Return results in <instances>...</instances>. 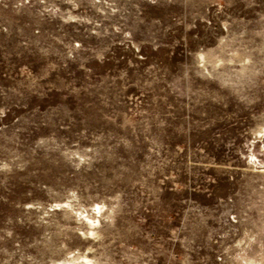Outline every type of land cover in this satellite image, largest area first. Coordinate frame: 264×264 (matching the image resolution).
Instances as JSON below:
<instances>
[{"label":"rangeland","instance_id":"obj_1","mask_svg":"<svg viewBox=\"0 0 264 264\" xmlns=\"http://www.w3.org/2000/svg\"><path fill=\"white\" fill-rule=\"evenodd\" d=\"M0 264H264V0H0Z\"/></svg>","mask_w":264,"mask_h":264}]
</instances>
